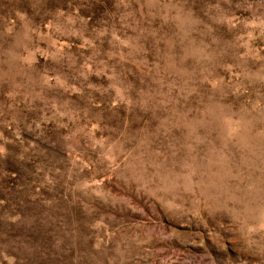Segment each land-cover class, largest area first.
<instances>
[{
	"label": "rangeland",
	"instance_id": "obj_1",
	"mask_svg": "<svg viewBox=\"0 0 264 264\" xmlns=\"http://www.w3.org/2000/svg\"><path fill=\"white\" fill-rule=\"evenodd\" d=\"M0 264H264V0H0Z\"/></svg>",
	"mask_w": 264,
	"mask_h": 264
}]
</instances>
